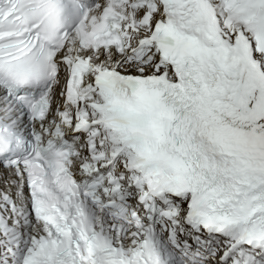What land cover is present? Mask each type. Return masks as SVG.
I'll use <instances>...</instances> for the list:
<instances>
[{"label": "snow or ice", "instance_id": "6c2138e0", "mask_svg": "<svg viewBox=\"0 0 264 264\" xmlns=\"http://www.w3.org/2000/svg\"><path fill=\"white\" fill-rule=\"evenodd\" d=\"M0 264H264V0H0Z\"/></svg>", "mask_w": 264, "mask_h": 264}]
</instances>
